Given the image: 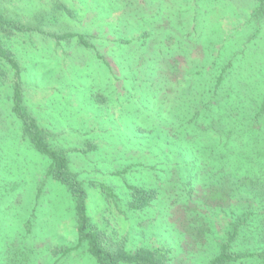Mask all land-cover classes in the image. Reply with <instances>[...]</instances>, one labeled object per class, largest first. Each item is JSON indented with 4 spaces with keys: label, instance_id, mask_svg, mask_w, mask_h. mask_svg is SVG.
Segmentation results:
<instances>
[{
    "label": "rangeland",
    "instance_id": "rangeland-1",
    "mask_svg": "<svg viewBox=\"0 0 264 264\" xmlns=\"http://www.w3.org/2000/svg\"><path fill=\"white\" fill-rule=\"evenodd\" d=\"M59 4L63 9L58 10ZM252 4L0 0L3 15L23 22L30 17L38 28L81 34L96 44L85 46L77 37L57 43L38 32L2 37L20 72L18 78L0 59V264L33 262L47 256L54 245L71 244L76 237L71 194L47 174L50 160L24 136L22 122L12 111L16 78L23 106L49 144L67 157L70 171L86 190L91 222L110 242H125L129 249L165 246L170 264L204 262L209 254L191 234L194 204L190 202L188 211L171 199L164 172L157 176L142 164L127 172L123 168L161 157L154 153L161 154L157 140L159 135L165 138L162 125L176 120L170 113L175 107L181 120L191 106L188 95L184 102L179 95L202 92L224 65L223 106L246 115V103L259 99L264 91V22L254 18ZM99 28L104 36L87 34ZM178 50L184 57L179 56L181 67L179 62L177 70L170 69V57ZM105 61L119 72H108L111 67ZM150 149L152 153L140 159ZM101 183L113 189L114 197L102 192ZM129 185L156 186L160 196L141 210L131 209ZM197 218L195 225L202 227ZM81 251L72 255L83 257ZM72 264L92 263L80 257Z\"/></svg>",
    "mask_w": 264,
    "mask_h": 264
},
{
    "label": "trees",
    "instance_id": "trees-1",
    "mask_svg": "<svg viewBox=\"0 0 264 264\" xmlns=\"http://www.w3.org/2000/svg\"><path fill=\"white\" fill-rule=\"evenodd\" d=\"M61 4L58 10L62 8ZM38 8L39 5L35 8L39 15ZM63 8H66L64 3ZM252 14L258 22H264V0H253ZM48 18L51 19L50 16ZM32 20L29 17L23 22L3 15L0 5V59L14 70L18 78L19 65L3 42V36L38 32L57 43L77 37L85 46L96 45L88 43L81 34L43 30ZM101 29L87 34L97 39L106 33L102 34ZM108 33L107 30V36ZM123 42L128 43L129 40ZM179 56L183 57L181 50L170 57L173 59L170 69L176 67L177 70L179 62L181 67ZM105 63L111 67L108 72H119L113 69L114 61L111 65L109 61ZM226 67L224 65L217 76L208 80V87L202 92L179 95L182 102L188 95L191 106L186 109V118L181 120L177 114L178 107H175L170 113L177 117L176 120L162 125L165 138L162 140L159 135L161 140H157V151L161 154L154 153L161 157L153 159V163L150 160L145 162L143 158L152 153L150 149L139 156L144 162L127 163L123 170L127 172L142 164L157 176L164 172L163 182H169L166 185L171 188V199L180 202L188 211H191L190 202L194 204L190 218L191 234L196 236L200 249L207 250L209 254L202 264H264V91H260L258 100L246 103V115H240L238 109L234 111L231 106H223L220 101L227 96L222 93L227 78ZM18 78L13 84L12 111L22 122L24 136L50 160L47 174L64 184L71 194L76 230L73 243H58L46 252L47 256L33 262L24 259L21 264H72L80 257L92 264H170V250L165 246L142 245L129 249L125 242H110L104 231L91 222L82 182L70 171L67 157L49 144L45 131L23 106ZM165 96L166 93L160 102L166 99ZM135 112L129 113L133 115ZM100 188L107 196L114 197L115 192L108 185L101 183ZM129 188L131 209L141 210L160 196L156 186L129 185ZM196 215L202 220V227L195 225L198 221ZM81 249L83 257L81 254L72 255V251Z\"/></svg>",
    "mask_w": 264,
    "mask_h": 264
}]
</instances>
